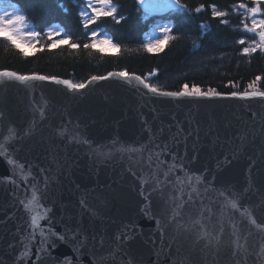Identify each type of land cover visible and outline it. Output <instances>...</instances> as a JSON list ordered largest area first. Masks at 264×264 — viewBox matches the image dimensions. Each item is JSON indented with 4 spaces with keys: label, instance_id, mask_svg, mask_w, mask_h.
<instances>
[{
    "label": "water",
    "instance_id": "1",
    "mask_svg": "<svg viewBox=\"0 0 264 264\" xmlns=\"http://www.w3.org/2000/svg\"><path fill=\"white\" fill-rule=\"evenodd\" d=\"M87 81L0 80V264H264V98Z\"/></svg>",
    "mask_w": 264,
    "mask_h": 264
},
{
    "label": "trees",
    "instance_id": "2",
    "mask_svg": "<svg viewBox=\"0 0 264 264\" xmlns=\"http://www.w3.org/2000/svg\"><path fill=\"white\" fill-rule=\"evenodd\" d=\"M22 9V13L40 33L24 57L19 49L12 48L0 38V70L8 69L21 74L55 76L74 83H82L92 76H103L112 71H127L145 77L153 69L156 75L148 82L162 90L178 91L187 83L196 84L206 91L209 87L221 93L243 91L256 76L262 80L258 86L264 90V53L259 50L244 55L242 48L249 46L257 37L242 29L241 21L231 7L239 0H181L188 10H166L161 13L145 14L137 0H113L118 7L116 19L102 17L90 30H99L114 43V51H102L96 47L85 48L89 43V31L83 27L80 8L84 0H5ZM249 3V0H243ZM216 4L228 15L223 19L213 17L209 5ZM200 4L205 8L194 11ZM157 16H166L171 34L177 39L170 41L162 51L148 52L143 48L145 35ZM264 17V16H262ZM119 20V23H117ZM206 25L202 29L201 25ZM59 26L67 33L76 49L62 43L49 48L51 40L45 29ZM244 39L245 44L237 43ZM233 84L229 85L228 81Z\"/></svg>",
    "mask_w": 264,
    "mask_h": 264
},
{
    "label": "snow or ice",
    "instance_id": "3",
    "mask_svg": "<svg viewBox=\"0 0 264 264\" xmlns=\"http://www.w3.org/2000/svg\"><path fill=\"white\" fill-rule=\"evenodd\" d=\"M138 5L142 7L145 11V14L150 15L153 12H162L166 10H184L187 11V5L182 4L181 0H137ZM251 6H248L247 3H244L243 0H239V2L232 6L233 11L240 12L243 16L241 20L242 29L247 33H254L257 39H253L250 42H247L249 46L242 48V53L244 55H250L255 53L259 50V52L264 53V0H250ZM0 4L3 5V8L0 9V38L5 40L8 45L12 48L19 49L21 54L24 57L30 55V53L25 52L21 47L22 44L26 43H33V41L40 36V33L34 30V25H32L31 21L28 20L27 16L22 13V9L17 7L11 3H5V0H0ZM86 7H81L80 10V17L83 27L86 31L90 32V36L93 38L92 44H85V48L95 47V44L104 43L110 44L111 41L108 39H102L100 41H96L94 38L97 36L96 30H90L89 25L95 24L99 21L102 17H111L112 19H116L118 14V7L113 3V0H85ZM211 9V15L213 17L222 18L221 23L228 24L229 21L227 19H223L228 15V12L219 10L216 4L209 5ZM11 8V11L7 9ZM205 8L204 4H200L198 7L194 9L195 12L199 13ZM90 10V11H89ZM250 20V24L246 21ZM119 23V20H117ZM206 25H201L202 29H206ZM159 32L161 36L159 38L150 40L149 42L143 45V48L148 52L154 51H162L165 45H167L170 41L177 39V37L171 34L172 29L168 25L159 26ZM47 37L51 40L54 36H60L61 33L59 31L54 30L53 28H48ZM65 37H67V33H65ZM67 43L70 48L76 49L78 47L77 44L70 43L68 39L64 40H54L51 44L48 45L49 48H54L59 44ZM237 43L243 45L246 43L244 39H240ZM116 46V45H113ZM157 70L153 69L151 72L147 74V76L142 77L136 75L135 73H129L127 71H119V72H108L107 77L112 76H119L124 78L125 80H135L139 82V85H142L143 88L147 89L149 92L158 94L161 96H168V97H219L228 95L231 97H239L241 99H246L250 97H261L264 98V90L258 86L259 82L262 80L261 76H256L255 79L251 80L245 87L243 91H232L230 93H221L217 91L215 88L209 87L206 91L202 90L200 86L196 84H192L191 87L185 83L180 86L178 91H167L162 90L160 87L149 83L148 77H153L156 75ZM107 77L103 76H92L90 77V81L95 80H102L106 79ZM3 79H11L20 82H29L35 80H51L55 81L56 83H62L67 86L68 89L71 90H80L85 88L86 84L89 81H84L82 83H74L71 80H60L58 77L55 76H44L38 75L36 73L32 74H21L16 71H11L8 69L0 70V80ZM229 85H232L233 82L230 80L228 81ZM43 115V112H41ZM15 131L9 129V135L4 137L5 141H10L15 138ZM10 145H6L5 143H0V157H8V163L16 164V161L11 159L8 153V147ZM129 151H139L140 149H128ZM156 157L157 167L163 162L159 160V154H154ZM152 160V157H149V161ZM18 167H22L21 165H17ZM173 173V167H169L166 172L163 173L165 178H168ZM152 177L155 180L156 184H160V179L156 175V173H152ZM199 179V177H196ZM192 177H181L179 175L176 176L174 187L179 186V190L182 191L185 184H191ZM171 182V181H169ZM149 183L146 179H141V187L144 188ZM195 191V188L192 189ZM38 189H33L32 198L29 199L25 204L24 207L27 211L32 212L34 207L40 206V200L42 197L37 195ZM141 195H144L143 191ZM147 199V197H145ZM191 198V197H190ZM233 208H237L238 205L235 201H230ZM177 207H181V205H177ZM45 211H49L45 209ZM178 214V213H177ZM252 224H255L257 227H261V225L257 224V221L251 216L249 217ZM42 217L39 214H34L31 216V225L33 227H39L40 220ZM198 223V221H196ZM50 234L55 236L57 235L54 232L49 230ZM43 235V232L41 233ZM127 238V237H125ZM60 239H64L60 237ZM24 256L28 255V252L25 251L23 253Z\"/></svg>",
    "mask_w": 264,
    "mask_h": 264
},
{
    "label": "rangeland",
    "instance_id": "4",
    "mask_svg": "<svg viewBox=\"0 0 264 264\" xmlns=\"http://www.w3.org/2000/svg\"><path fill=\"white\" fill-rule=\"evenodd\" d=\"M5 3H9V2H6L5 1ZM248 6H251V2L248 3ZM82 7H86L85 0H84V4L82 5ZM2 8H3V5L0 4V9H2ZM7 10L8 11H11L12 9L9 8ZM80 10H81V8H80ZM223 11H225V10H223ZM231 11L233 13L237 14L238 20H240V21L242 20L243 16H242V14L240 12L233 11L232 10V7H231ZM261 18H264V17H261ZM246 22H248L250 24V20L249 21H246ZM164 25H168L169 26L168 19H167L166 16H157V17H155V19L153 20V22L150 25L149 31L147 32V34L145 36L146 43L149 42L150 40L159 38L161 36V33L159 32V26H164ZM51 28H53L54 30L58 31V29H56L55 27H51ZM251 37H256V35L255 34L254 35H251ZM89 38H90L89 43L92 44L93 43V38L90 36V34H89ZM64 39H66V37L64 35H62V34L60 36H54L51 39V43L54 40H64ZM94 39L96 41H100L102 39H108V40H110V38L108 37V35L103 34L102 32H97V36ZM113 45H114V43L112 41H111L110 44H104V43H98L97 42L95 44V47L96 48H99L102 51L109 52V51H114L115 50V46H113ZM21 47L22 48H25V49H30L32 47V43L22 44Z\"/></svg>",
    "mask_w": 264,
    "mask_h": 264
}]
</instances>
